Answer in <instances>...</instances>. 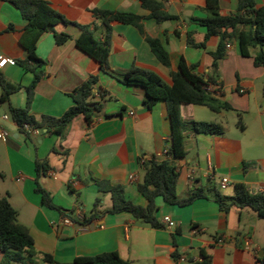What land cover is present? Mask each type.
Returning a JSON list of instances; mask_svg holds the SVG:
<instances>
[{"label":"crops","instance_id":"0c3cea01","mask_svg":"<svg viewBox=\"0 0 264 264\" xmlns=\"http://www.w3.org/2000/svg\"><path fill=\"white\" fill-rule=\"evenodd\" d=\"M45 1L71 23L55 27L57 33L69 39L57 46L48 33L38 41L36 53L45 63L44 75L34 89L29 114L36 120L61 117L73 105L72 92L89 76L98 77L97 89L106 91L112 100L105 103L90 125L82 117L73 120L62 137L47 129L20 132L8 108L25 107L24 88L33 80V74L16 63L26 58L19 45L26 22L10 0H0V56L13 61L1 68L0 74L7 82L22 86L8 103H0V129L9 134L4 142L0 141V198H7L17 212V223L27 229L35 250L60 264L110 252L130 264H174V250L193 261L199 260L204 251L211 264H264V219L249 209L233 208L222 213L212 199L214 189L222 195L229 191L224 196H233L236 184H242L250 193H264V67H255L252 58L241 57L233 40L213 73L210 54L217 48L218 37L208 39L204 49L188 43L189 36L195 44L204 41L206 31L196 20L206 17L205 0H156L167 14L177 18L161 24L148 18L149 12L138 0ZM254 3L256 8L264 7V0ZM236 8L237 0H219L222 15H231ZM93 9L143 18V35L133 26L113 25L108 61L112 75L101 71L97 62L75 46L80 30L73 24L99 25ZM145 37L161 42L170 58L169 67L156 59ZM251 53L254 55L256 50ZM180 58L194 66L197 75L213 77L220 84L216 100L231 110L180 107L185 124L213 123L222 128V134H195L187 126V154L177 161L176 194L185 199L192 190L202 189L206 198L183 208L157 201L159 222L169 217L175 228L151 229L128 214H106L111 208L110 195L100 192L99 185L120 186L127 200L145 205L137 192L144 175L141 165L152 156H164L169 147L170 123L164 102L147 108L144 90L123 85L119 77L136 66L153 71L170 85L171 73L176 71ZM37 161H46L49 166L39 178L34 168ZM222 178L229 181L224 190L219 189ZM36 180L56 210L42 205L35 192ZM93 211L99 217L82 224ZM63 219L71 224L64 225ZM0 264H6L1 252ZM35 264L43 263L36 259Z\"/></svg>","mask_w":264,"mask_h":264},{"label":"trees","instance_id":"16d2710c","mask_svg":"<svg viewBox=\"0 0 264 264\" xmlns=\"http://www.w3.org/2000/svg\"><path fill=\"white\" fill-rule=\"evenodd\" d=\"M141 7L149 12L148 18L157 24L167 21H175V16L164 11V6L156 0H138ZM19 11L26 24L21 31L19 45L26 52V58L16 63L25 71L33 74L31 84L24 88L26 93V105L24 108L9 106L8 114L20 132H26L23 128L28 125L33 130L47 129L57 136H63L70 124L78 117H82L90 125L95 118L102 113L104 105L112 97L101 89H97L98 77L89 76L71 94L73 105L59 118L41 117L36 120L29 114L31 102L36 84L44 75L45 63L37 57V43L44 34L51 33L55 45L65 43L69 37L64 33H57V25H70L62 15L56 12L49 2L45 0H10ZM205 15L202 20L196 22L205 29L204 41L195 44L190 36L188 43L197 48L204 49L205 42L218 37L219 43L215 52L210 56L213 59L212 71L217 70V63L226 54V45L235 41L239 54L243 58H252L255 67H264V7L256 8L254 0H237L236 11L231 15H222L219 11V0H205ZM93 16L98 20V26H81L73 24L80 30V36L75 41L76 48L99 64L101 71L111 74L109 68V56L111 49V35L113 25H129L137 28L143 35L140 22L142 17L120 11H106L93 9ZM8 30H12L11 27ZM100 32V38L97 32ZM151 52L165 67L170 66V58L158 39L145 37ZM256 50L253 55L251 52ZM112 75V74H111ZM171 84H167L153 71L132 66L120 77L119 81L129 87H140L144 90V105L151 109L156 103L164 102L167 118L170 123L171 135L169 147L162 158L152 156L143 161V180L137 185V192L145 201L144 206H139L125 198L120 186L103 187L99 185L100 192L110 195L111 208L106 214H128L135 221L144 224L151 229H162L156 213L157 201L172 207L183 208L191 205L199 199H205L206 193L202 189L192 190L188 197L179 199L176 194L177 180L179 177L177 161L186 157L184 145L187 126L195 134L221 135L222 128L213 123L190 122L185 124L181 118L180 107L193 105L207 107L213 112L219 110H231L227 104H220L216 97L220 93L221 86L213 77L204 79L195 73V67L189 66L183 58L179 59L177 69L171 73ZM219 87V90L213 87ZM22 89L19 84L7 82L0 74V103H8L9 97ZM264 91V86H263ZM96 95H99L96 100ZM36 177L44 176L49 170L46 161L35 162ZM233 196H224L218 190L212 192L213 202L222 213H228L231 209H249L260 219H264V193H250L242 184L233 187ZM35 192L40 195L44 207L56 210L49 195L35 181ZM98 204V200L95 206ZM99 217L94 211L83 223ZM0 252L4 254L6 264H35L39 259L43 264H60L52 256L39 253L35 250L34 241L27 229L17 223V212L12 208L7 198H0ZM182 256L174 250L171 259L174 264L180 262ZM199 260L185 259L188 264H211L210 257L204 251L200 252ZM70 264H130L122 260L116 252L103 253L94 257H77Z\"/></svg>","mask_w":264,"mask_h":264},{"label":"built area","instance_id":"2783aa9c","mask_svg":"<svg viewBox=\"0 0 264 264\" xmlns=\"http://www.w3.org/2000/svg\"><path fill=\"white\" fill-rule=\"evenodd\" d=\"M229 49V45H226V50ZM7 64H13V61L9 60L8 58L4 57V56H0V69L3 68L5 65ZM213 89H217L219 90V87H213ZM4 120H7L8 117L4 116L3 117ZM26 132H30L32 130L31 127H29L28 125H24L23 128ZM9 137V134L5 131L0 129V141L4 142L7 138ZM168 150V149H167ZM167 150H165L164 155H166ZM193 174H191L190 176V180H193ZM131 181L134 180V178L131 176L129 178ZM229 186V181L225 178L220 179L219 181V189L224 190ZM62 223L64 225H70V221L67 219H63ZM162 224L164 225L165 228H167L168 230H173L175 228V223L169 218V217H163L162 218ZM185 258L181 257L180 258V262H184Z\"/></svg>","mask_w":264,"mask_h":264},{"label":"rangeland","instance_id":"374dc122","mask_svg":"<svg viewBox=\"0 0 264 264\" xmlns=\"http://www.w3.org/2000/svg\"><path fill=\"white\" fill-rule=\"evenodd\" d=\"M224 195H227L228 193H229V191L228 192H226V191H223L222 192Z\"/></svg>","mask_w":264,"mask_h":264}]
</instances>
